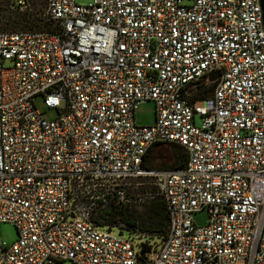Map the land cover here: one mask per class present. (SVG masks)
<instances>
[{
    "label": "built area",
    "instance_id": "built-area-1",
    "mask_svg": "<svg viewBox=\"0 0 264 264\" xmlns=\"http://www.w3.org/2000/svg\"><path fill=\"white\" fill-rule=\"evenodd\" d=\"M42 20L0 32V224L18 234L0 264H264L259 0H45ZM146 101L155 122L138 126ZM160 144L185 164L153 166ZM140 180L167 230L135 250L93 212L129 205Z\"/></svg>",
    "mask_w": 264,
    "mask_h": 264
},
{
    "label": "rangeland",
    "instance_id": "rangeland-1",
    "mask_svg": "<svg viewBox=\"0 0 264 264\" xmlns=\"http://www.w3.org/2000/svg\"><path fill=\"white\" fill-rule=\"evenodd\" d=\"M76 2L85 3L87 0H76ZM44 7L45 0H0V32H27L47 28V23L42 20ZM5 65L8 66L9 63L6 62ZM33 104L43 118L48 120L56 116L54 110H49L44 106L41 96H35ZM133 113L135 123L138 126H151L155 122V106L151 101L138 104ZM157 149L159 154L156 155L153 161L154 166H159L163 162H172L173 156L169 145L162 144ZM128 195L131 199L130 204L115 211L144 218L148 211L143 206L147 201L162 202L155 187L147 181L132 182ZM107 211L113 210L107 209ZM97 212L98 210L94 211L93 216H96ZM191 220L196 226L205 225L208 221L207 210L204 208L193 213ZM124 227L123 224L117 222L116 227H113L111 232L114 234L120 233L122 237L132 240L135 250H139L145 244L156 245L162 237L160 232L138 234ZM17 238L18 234L13 225L9 223L0 224V241L3 244L10 245Z\"/></svg>",
    "mask_w": 264,
    "mask_h": 264
},
{
    "label": "trees",
    "instance_id": "trees-1",
    "mask_svg": "<svg viewBox=\"0 0 264 264\" xmlns=\"http://www.w3.org/2000/svg\"><path fill=\"white\" fill-rule=\"evenodd\" d=\"M45 23V22H44ZM48 28V27H47ZM210 94V90L203 91V95L198 98H203ZM170 151L173 156V160L170 164L165 165L164 167L169 168H179L182 167L186 162V155L183 149L177 145H169ZM154 149H149L147 156L151 161L152 154ZM143 207H146L147 211L144 218H140L135 215H130L127 213H121L120 211H107V210H98L97 215L94 216L95 220L100 219L103 225L116 226V223L119 222L123 224L128 230L138 233H161L162 236L166 233L167 230V215L164 211L163 202H154L147 201ZM97 222V221H96Z\"/></svg>",
    "mask_w": 264,
    "mask_h": 264
},
{
    "label": "water",
    "instance_id": "water-1",
    "mask_svg": "<svg viewBox=\"0 0 264 264\" xmlns=\"http://www.w3.org/2000/svg\"><path fill=\"white\" fill-rule=\"evenodd\" d=\"M259 3H260V8H261L262 26H264V0H259ZM213 79H215V76L214 75L210 76L207 79V81H212ZM160 145H162V144H160ZM157 147L154 149L153 154H152V158H151L152 165H153L154 159L156 158V155L159 154V150L157 149ZM167 164H170V162L169 163L168 162H163L159 166H155V167H161V166H165Z\"/></svg>",
    "mask_w": 264,
    "mask_h": 264
}]
</instances>
